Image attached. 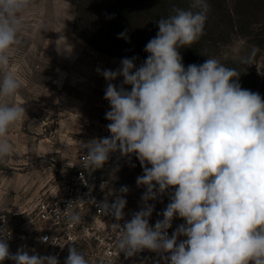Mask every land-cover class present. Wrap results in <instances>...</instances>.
Listing matches in <instances>:
<instances>
[{
    "label": "clouds",
    "instance_id": "9594fccd",
    "mask_svg": "<svg viewBox=\"0 0 264 264\" xmlns=\"http://www.w3.org/2000/svg\"><path fill=\"white\" fill-rule=\"evenodd\" d=\"M31 4L0 0V159L13 150L5 138L8 131L26 114L25 106L15 102L23 81L12 67V53L21 43L22 16ZM211 10L210 0H189L187 9L174 7L173 14L159 19V31L145 45L148 56L140 67L133 57L123 58L115 71L97 68L108 82L104 99L110 111L105 118L111 135L80 142L86 152L81 166L102 169L116 151L135 154L140 161L143 175L136 183L146 189L144 207L122 226L114 224L116 248L126 256L147 249L167 253V264H264V98L241 87L236 68L215 57L185 68L178 51L200 40ZM259 50L253 46L241 62L251 64ZM118 77H123L119 87L112 83ZM169 188L174 192L163 220L150 226L154 206L148 201ZM126 204L120 195L100 207L120 221ZM176 216L186 223L169 236ZM67 219L79 222L75 212ZM180 236L186 239L178 240ZM6 259L59 264L55 255H30L24 249L13 254L0 236V262ZM64 264L89 261L74 243Z\"/></svg>",
    "mask_w": 264,
    "mask_h": 264
},
{
    "label": "rangeland",
    "instance_id": "374dc122",
    "mask_svg": "<svg viewBox=\"0 0 264 264\" xmlns=\"http://www.w3.org/2000/svg\"><path fill=\"white\" fill-rule=\"evenodd\" d=\"M128 1L32 0L22 16L21 43L12 53V67L23 81L15 102L25 106L26 114L8 131L5 138L13 150L0 159V214L10 225L33 219L42 193L55 180L73 172L82 152L80 142L111 135L107 129L110 121L105 118L110 111L104 99L108 82L97 68L115 71L123 58L136 57V68L144 63L134 55L144 47L139 45L136 25L132 24L135 8L131 12ZM130 1L135 4V0ZM218 3L220 9L209 16L213 25L205 34L210 39L205 43L203 62L215 57L236 68L243 89L264 98V0ZM253 46L260 49L253 62L242 63ZM122 81L123 77H118L112 83L119 87ZM124 87L131 90L130 85ZM114 153L120 158L92 170L90 180L99 195H123L127 201L123 212L132 218L144 207L146 189L136 183L143 167L135 154ZM122 186L128 187L126 194L120 193ZM172 192L174 188H169L148 201L154 206L150 226L163 220ZM185 223L183 218L174 217L168 234ZM183 239L186 237L178 238ZM35 250L32 245L31 251Z\"/></svg>",
    "mask_w": 264,
    "mask_h": 264
},
{
    "label": "built area",
    "instance_id": "2783aa9c",
    "mask_svg": "<svg viewBox=\"0 0 264 264\" xmlns=\"http://www.w3.org/2000/svg\"><path fill=\"white\" fill-rule=\"evenodd\" d=\"M83 154L86 152L78 155L72 173L55 180L42 193L35 204L33 219L13 226L0 216V228H6L0 236L7 239L10 251L13 254L17 252V242L21 246L34 245L45 249V255H55L59 264H64L69 246L75 243L89 264H167L163 258L167 253L159 254L145 249L133 256H126L116 248L119 233L114 224L122 226L131 218L123 212V219L116 221L100 207L105 201L113 203L116 196L104 198L95 191L90 180L92 169L81 166ZM119 158V153H112L108 162ZM70 211L78 214V223L68 221ZM44 237L48 238L47 241L42 240ZM12 263L7 259L0 262Z\"/></svg>",
    "mask_w": 264,
    "mask_h": 264
},
{
    "label": "trees",
    "instance_id": "16d2710c",
    "mask_svg": "<svg viewBox=\"0 0 264 264\" xmlns=\"http://www.w3.org/2000/svg\"><path fill=\"white\" fill-rule=\"evenodd\" d=\"M128 2V8L131 10V12L133 7L135 8V11H133L135 12V15L134 13L131 14V17L132 15L135 16L134 22H132V24H134V26L136 25L139 45L142 48H145V45L148 43V41L154 38L158 33V21L160 18H167L169 15L173 14L172 9L174 7L184 9L189 7V0H135V4H133V2L130 0ZM210 3L212 7L210 14L215 15L217 10L220 9V4L218 3V0H210ZM119 21L122 22L121 19H119ZM128 25H130V23ZM212 25V22L208 20L204 34L197 43L193 44L191 47H181L178 49L185 68H187V66L190 64L199 65L203 62L205 43L208 41V39H210L206 37L207 35L205 34L206 32H209V30L212 28ZM134 55L140 56L144 62L147 59L148 53L142 51ZM239 83L243 88V81L241 80L240 76Z\"/></svg>",
    "mask_w": 264,
    "mask_h": 264
},
{
    "label": "crops",
    "instance_id": "0c3cea01",
    "mask_svg": "<svg viewBox=\"0 0 264 264\" xmlns=\"http://www.w3.org/2000/svg\"><path fill=\"white\" fill-rule=\"evenodd\" d=\"M1 190H0V194H1ZM102 197H104V198H107V197H105V196H103V195H101ZM21 213H23V212H21ZM21 213H19V214H21ZM0 216H3L2 214H0ZM4 217V216H3ZM5 218V217H4ZM6 219V218H5ZM7 220V222L9 221L8 219H6ZM27 221V220H26ZM25 222V221H24ZM9 223V222H8ZM10 224V223H9ZM16 245L17 246H19V249H24L25 251H28L29 252V254L31 255V254H38V255H41V256H44L46 253H45V249H42L41 247H38V246H35L36 247V250H35V252L34 251H31V247H32V245H27V246H21V244L20 243H16ZM13 264V263H12Z\"/></svg>",
    "mask_w": 264,
    "mask_h": 264
}]
</instances>
